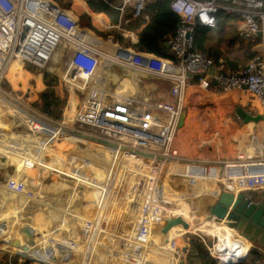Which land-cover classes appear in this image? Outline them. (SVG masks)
I'll return each instance as SVG.
<instances>
[{
    "label": "built area",
    "instance_id": "built-area-1",
    "mask_svg": "<svg viewBox=\"0 0 264 264\" xmlns=\"http://www.w3.org/2000/svg\"><path fill=\"white\" fill-rule=\"evenodd\" d=\"M149 2L122 0L119 9L123 12L130 5L131 17L146 22L150 18ZM171 8L179 16L176 31L168 39L173 58L134 49H130L128 57L118 52L115 57L93 44L90 31L81 27L78 19L55 0H0V97L16 108L14 114L21 125L45 132L38 146L41 151L35 150L33 155L16 142L9 147L19 150L26 166L33 167L39 163L50 139L68 129L109 145L114 155H122L128 164L118 184L106 183L109 187L113 185L110 192L101 189L92 217L83 220L84 241L71 239L72 245L59 255L60 264H164V261L179 264L181 252L174 238L164 245L152 240L153 231L167 213L154 189L162 171L216 180L222 192L244 193L248 205L264 199V130L261 137L255 132L250 134L249 151L241 149L229 156L222 154L226 147L220 146L208 147L199 155L184 154L177 142L185 120L186 92L192 80L203 89L250 90L264 111V56L253 57L243 68L229 69L217 64L208 52L196 49L194 39L197 24L214 27L216 15L225 11L240 16L242 39L251 40L261 33L264 43V0H171ZM60 44L70 52L63 85L69 97L72 83L78 98L83 94L74 121L78 126L73 128L65 118L59 121L43 112L35 104L38 98H29L36 94V86L29 95L22 85L21 89L14 88L7 76L17 58H26L30 66L39 63L40 54L49 58ZM104 54L109 62L171 80L174 99L117 95L96 77ZM63 85L57 93L61 96ZM47 87L54 89L57 84L53 82ZM79 123L102 128L107 133L85 130ZM5 185L16 195L21 208L37 197L22 178L9 176ZM254 192L262 194L258 201L250 195ZM119 209L124 214V223H120L117 215ZM199 237L210 246L205 236ZM255 248L263 251L264 245L258 242ZM211 251L217 260H224Z\"/></svg>",
    "mask_w": 264,
    "mask_h": 264
},
{
    "label": "rangeland",
    "instance_id": "rangeland-1",
    "mask_svg": "<svg viewBox=\"0 0 264 264\" xmlns=\"http://www.w3.org/2000/svg\"><path fill=\"white\" fill-rule=\"evenodd\" d=\"M105 32H108V31H105ZM90 34L97 38L101 37L100 39H104V41H107V42L109 41L110 43H113V45H117V46L122 45L120 44V42L116 41L114 38H110V36L106 34H103V35L97 34L100 37L96 36L95 34L91 32ZM93 39L94 38L91 37L90 41H94ZM95 45L99 46L97 44ZM69 58H70L69 50L65 48L64 44H60L52 52L49 58L45 59L44 63L42 64H38V62H34L30 64V66H28L26 62H23L20 70H18V74L15 75L17 76L16 79H14L13 77V81H12L13 87L21 89L19 88V86L22 85V89L27 94L31 95L32 94L31 92H33L32 90L33 87L38 86V85L41 87L42 80H43L44 86L39 91L45 90L46 88H49L47 86H50V85H47V82L44 78V74L48 73L49 74L48 79L52 80V84L53 82L57 84V88H54V90H57L58 92L61 88V85H63V79H62L63 75L62 74L63 72L67 70V66H68L67 64H68ZM108 58L109 57L106 54L103 55V57L101 58V63H100V68H99L101 71H104L106 73H107L106 69L110 67L112 63L114 62V61L109 62ZM27 69H30L31 73L24 72ZM116 69H119V68H116ZM127 69H131V68H127ZM106 73L98 75L97 76L98 79H101V80L104 79L105 81H107L106 82L107 87L110 88L111 86L112 89L116 91L118 86L121 85L120 80L116 82L113 79V76L108 75V74L106 75ZM41 77H42V80H41ZM154 79L158 80V78L156 77H154ZM76 84H79V82H77ZM30 87H32V89H30ZM70 88H71V92H70V97H69V91H67L63 85L64 93L62 97H64V94L67 95L66 102L62 106L61 115L56 114V116H52V117L58 119L59 121H62L63 118H65L66 120L65 112H67V114H70L69 118H71L70 122H68L69 126L73 127L74 125L75 127H77L78 124L76 123L74 124V121H75L76 113L78 110V104H79V101L82 100L83 94L80 93V96L78 98L77 94L73 90L74 83L71 84ZM132 90H133L134 96L139 97V98H144V97L146 98L147 96L151 97V95L157 93V90L153 89L151 86L149 87L145 86V83L143 82H139L138 84H132ZM39 91H36L35 92L36 94H34L33 96L32 95L29 96V98L30 99L39 98V93H38ZM71 96H73L74 98H73V101L70 103V101L68 100H70ZM253 99L255 98L253 97ZM200 100L202 102L204 101V104H205L207 101H212V97L205 94V92L203 91V88L201 87H190L188 95L186 96L184 106L185 105L186 107L189 106L190 102L191 103L193 102L192 104L196 105L198 102H201ZM37 101L38 99H36L35 104L39 106ZM194 102H197V103L194 104ZM226 103L228 104L227 107H224L223 109H221L220 112L217 114L218 119H219V124L217 123V127H216L217 133H220L222 135H229L231 136V138L235 137V134H238V137L240 140H245L246 138L249 137L248 134L249 133L251 134L253 132H257L258 136L260 135L261 137V135L263 134V130H264V127H263L264 117L263 118L261 117L262 109L260 106L256 104L255 105L252 104V106L250 107L248 104L247 107H242L243 104L237 101H233L232 102L233 104L231 102L230 103L226 102ZM204 104L201 103V106H200L201 108L195 106L194 109L195 110L197 109L199 111L201 109L210 110V108L205 107ZM2 106H4V108L2 112H0V152H1L0 153V167L2 166V168L4 167V169H2L3 170L2 172H0V192H1L0 193L1 194L0 195V205H1V201H3L4 199V196L8 193H11V191L7 190L6 185H5V182L7 181L8 177L13 176L18 179L20 178L16 174L18 170L15 171V169H16V166L18 165L16 161L20 160L21 156H19L16 151L14 152L12 150L13 148H10L9 146L12 144L13 146H15L14 142H16L17 144H20L22 147H25L27 146V144L25 143L24 138L27 135H34V137L37 135V133L35 134L30 133L35 130L29 129L27 126L21 125L17 121L16 115L14 114L15 109L8 108V107H5L6 105L0 104V107ZM246 110L247 112H245ZM248 110L252 111L250 113L254 114L256 117H259V119L257 120L249 119V116L246 114L248 113ZM219 116L220 118L222 116L223 119L225 118L228 119L229 121L228 126L227 124L222 125L220 123ZM248 121H253L255 125L253 127H250ZM81 127H83L85 130H88V129L93 130L85 126H81ZM18 135H21V136H18ZM79 137H82V139L81 138L77 139L78 142L75 143V146L70 149L67 148L66 151L63 153L62 158L64 159L61 158L59 161L61 160L62 161L59 164H57L54 170L53 171L49 170V172L47 174H44V177L41 179V187L39 189L41 190V192L43 193L46 192L47 194L51 196V198H49L46 204H42L38 202L37 200H34L30 202L25 208H24L25 205L23 206V208H21L19 204L20 201H18L15 198V200H12L9 202L10 204L7 203L6 207L3 206L2 208H0V222L1 221L3 222V220L5 219H7L5 221H8V223H6V228H4L7 230L4 232L3 235L9 237L10 240L14 241V243H18L16 242V241H19L20 239V234L18 233V230L21 229L23 225L26 223H28L32 227H36V231L34 233L35 238L38 239V243H35L36 249L43 248V246H45L44 242L48 239L51 240V239L56 238L54 241H51L53 243H57L61 239H66V238L69 243H71V239L77 242L80 241V243L84 241V238L82 239L83 234L81 232L83 223L79 222L78 218H76L75 216L65 213L64 207H66V204H68L70 199H72L73 201L77 200L76 192H74V194L69 193L77 185L76 183L77 181L78 183L80 182V184L76 187H80L82 184L86 183V181L88 180H94V184L98 186L96 182L97 177H94V176H96L97 170L99 168L100 169L102 168L103 170H105V172H107L109 169V161L104 159L105 156L98 155L99 152L97 153V151L95 150V146H96L95 143L90 141L88 137L83 136L81 134H79ZM39 144H40L39 142L35 144V148L33 149L34 153H35V150L37 151L40 148L38 147ZM228 144L230 145L229 142ZM14 150H17V149H14ZM51 154H53L52 151H45L42 153L41 159L44 162H49L52 158ZM111 155L112 154H110V157ZM9 164L11 165V167ZM81 164L85 165V167H83ZM86 164H88V167H86ZM123 165L125 166L126 164L123 163ZM69 167L73 169L70 170ZM75 168L76 169L81 168L82 169L81 171L83 172V174L90 176V178L83 179V177L80 176L81 171L80 172L74 171ZM14 172L16 175L13 174ZM31 172H32V175H34L33 180L35 184H37V181H39V179L35 178V174H37L38 172V165H34L33 167H31ZM118 172L120 173V169ZM26 177L27 175H25L22 179ZM77 179H79L80 181ZM121 179H123V176ZM116 180L117 179H115V182L116 184H118L119 181L118 180L116 181ZM203 181H206V180H203ZM26 183L28 186H30L31 181L29 179L28 180L26 179ZM210 185L212 186V188H214L212 183ZM33 187H35V185ZM111 187H113V185ZM33 190L36 192V194H38L37 193L38 188L33 189ZM92 191L93 190L91 189L89 190L85 189L82 200L86 201L88 199L89 201L90 200L89 195L91 194ZM185 192L187 195L190 194L189 193L190 191H188L187 188L185 189ZM214 195H216V188H215V193L212 194L211 196H214ZM250 195L255 200L258 201L262 194L258 192H254V193H251ZM202 200L208 204V208L206 209L203 207L202 210L206 214L210 215L212 211H214V207H215V204L212 206V197L206 196ZM202 200H199L196 197L195 198L188 197V202L193 203L195 208L191 204L193 207L192 209H195V210L199 208V202ZM194 202H197L198 204ZM53 203H55L54 205L59 207V210L55 208L53 209V207L50 206ZM7 207L9 208L8 211H6ZM94 207L95 206H89L88 208L79 207V208H75L73 212L74 214H76L75 210L77 209L80 215H84L87 218H89L94 213L93 212ZM2 212L7 213L8 215L7 216L6 214L2 215ZM60 214L66 218L65 222L63 221V219H61L62 216ZM228 214L229 213L226 212L224 215H221V217L227 218ZM16 218H17V221H15ZM50 220H51V223L50 225H48V221ZM36 223H38L39 225ZM200 235L205 236L206 238L205 240L209 245L214 243L215 239H217L214 235L207 234L205 232H199V231L197 233L187 232L184 235L179 236L178 239L174 237L175 240L177 239V243L179 244V248H180L179 251L181 252L179 264H196V262L198 264L199 263L198 258L203 259L205 261V264H211V262L214 260V258L212 257V253H211L212 248L210 249V246H207L206 243L201 242V239L199 237ZM168 239H171V238H168ZM12 250L14 253H12L11 251L7 249L0 248V264H26L27 261L29 262L28 264H44L38 261H31L28 259V257L17 254L16 252H20V251L16 249L15 247H13ZM47 263H51V262H47ZM164 264H170V263L168 261H164Z\"/></svg>",
    "mask_w": 264,
    "mask_h": 264
},
{
    "label": "crops",
    "instance_id": "crops-1",
    "mask_svg": "<svg viewBox=\"0 0 264 264\" xmlns=\"http://www.w3.org/2000/svg\"><path fill=\"white\" fill-rule=\"evenodd\" d=\"M105 1L108 2V0H105ZM153 1H155V0H150V2H153ZM111 2H112L111 5L115 8V10H117L119 12V18H118V21H116V22L112 21V18L105 12L93 11L89 5V0H72L70 5L63 6V7L67 8L78 19L81 27L87 28L91 33L95 34L96 36H98L97 34H99V35L106 34V35L110 36V38L115 39L116 34H120L122 37H124L126 40L125 44L123 43L122 45L117 46V45H113V43H110L109 41L107 42V41H104V39H100L101 38L100 36H98L100 38H97L93 35L90 36V38L91 37L94 38L93 39L94 41H91L93 44H97L100 47H102L107 55L110 54V55H114L116 57L119 47L134 49L133 45H135L139 42L138 32L143 28V26L147 23V21L143 22L142 19H133L131 17L132 9H131L130 5H128L125 8V10L123 12H121V10L119 9V6L122 5V0H112ZM84 14H88L90 16V22L93 25L94 29L87 26L86 23L82 24V16ZM240 24H241V18L239 16L237 21H236V25L234 22L235 32L230 33V28H229L230 26H227V28H226L227 30L224 31L225 33H223L224 35H222L223 38L219 35V33L215 32V34L212 36V44H216L221 49V52L224 56L227 55L230 57H234L236 55L241 54L242 53V47H243L242 43H244V45H245V43H246V45L247 44L251 45V48L254 52L253 57H255L257 55L264 56V43H263L262 36H260L258 34L257 36H255L251 40L242 39L240 37V34H239ZM105 31H108V32H105ZM232 38L237 39L236 43L233 45L230 43ZM259 46H262L261 50H258ZM212 57L215 59L214 56H212ZM222 60H223V57L220 58V63H217V64L223 65L221 63V62H223ZM215 61H216V59H215ZM99 68H100V66H99ZM127 70H129V69H127ZM127 70H126V74H131L132 77H134V79L138 78V83L143 82V83H145V86H148V87L151 86L153 89L157 90V93L151 95L150 98L157 99V100H165V101H171L174 99L173 96L171 95V92H170L171 87H172V83H173L171 80L151 75V74L146 73L142 70L131 69V70H129L130 72ZM65 72H63V74H62L63 76L65 75ZM103 73H106V72L98 69L96 77L98 75L103 74ZM107 74L110 75V73H108V72L106 73V75ZM111 76H113V79L116 82L118 80H120V82H122L123 79L128 81L127 84L122 82L121 85L118 86L117 90L115 91V93L117 95L134 96V93L132 90V84H135L136 80H134L135 81V83H134L132 77L131 78L122 77L120 74H117V73H113V74H111ZM154 77L158 78V80L154 79ZM14 79H15V77H14ZM41 80H42V77H41ZM98 80H100L101 83L106 85L107 81H105L104 79H102V80L98 79ZM190 82L191 83L187 88L186 96L188 95L190 87H198L195 85L193 80ZM42 83H43V80H42ZM43 86H44V83H43ZM119 88H123V93L121 92L122 94H120ZM110 89H112L111 86H110ZM55 91H56V93H58L57 90H55ZM203 91L205 92V94L212 97V101H207V103H205V104L203 103L204 106L209 107L210 110L201 109L200 110L201 112H200L199 110L194 109V107L197 106V104L193 105L192 104L193 102L189 103V106H187V108H188L187 110H188L189 114L191 115V118L188 117L186 119V117H185V120H184L185 122H187L189 119V124L188 125L186 124V125L180 127L179 135H178V146H179V148L182 149V150L180 149L181 152H183L184 154L199 155V154H202L203 151L208 149V147L210 148L211 146H212V148H216L218 146L226 147V149H224L222 151V154L224 156L234 155L238 150H241V149L248 151L249 150V142L248 141L250 139L249 137L246 138L245 140H240L238 137V134H235V137L231 138V136H229V135H222L220 133H217L216 127H217V123L219 124V119H218L217 114L220 112L221 109H223L224 107H227L228 104L226 102L232 103L233 101H237L239 103H242L243 104L242 107H247L248 104L251 107L252 104H254V105L256 104V105L260 106L262 111H263V108H262V105L260 104V102L257 100V98L253 94H251L249 91L243 90V89H226V90H224V92H221L219 90V88H210V89H203ZM147 97H149V96H147ZM253 97L255 99H253ZM73 98L74 97L71 96V98L69 100L70 103L73 101ZM0 100L2 101V102L0 101V104L6 105L8 108L15 109V111H16V108L13 107L10 103L5 101L1 97H0ZM195 103H197V102H194V104ZM185 107H186V105H185ZM3 108H4V106L0 107V112H2ZM202 110L204 112H202ZM246 112H247V110H246ZM250 112H252V111L248 110V113H250ZM65 113H66V121L70 122V120H69L70 114H67V112H65ZM255 114H257V113H255ZM207 115H208V117H207ZM209 115H210V117H209ZM252 115H254V114H252ZM185 116H186V114H185ZM211 117H212V119H211ZM207 118H209V120H211V122L206 123L205 119H207ZM219 118H220V116H219ZM220 123L222 125L227 124V126H228L229 121L227 118L223 119V117L221 116ZM249 126L253 127L254 125L249 124ZM61 131L57 132V135L59 134V135H61V137H67V138H71V136H69V134L74 133V132L69 131L68 129L64 130V132H61ZM30 133H32V134H35V133L43 134V132H36V131L30 132ZM255 133H257V132H255ZM248 135L250 136V133ZM18 136H21V135H18ZM36 136L34 137V135H27L25 138L23 137L25 140V143L27 144V146H25L24 148L28 149L30 151V154H32V155L34 154L33 149L35 148V144L38 142L41 143V141L43 142V137H38V136L36 137ZM80 138L82 139V137H80ZM76 142H78V140L75 141V143ZM228 142L230 143V145L228 144ZM10 144H11V142H10ZM95 145L96 146L99 145V146H102L104 148L106 154H102V153H98V152L97 153L100 156H102V155L105 156L104 159L109 161L108 171L105 172V170H103L102 168L101 169L99 168L97 170L96 176H94V177H99L97 179L99 185L100 186L103 185V182H104V188H106L107 187L106 182H110V183L115 182V179H117L118 181L121 180L123 173L125 171V167L128 165L127 160L122 155H117V156H116V154L114 155L113 150L109 146L107 147L106 145L96 144V143H95ZM12 150L14 152L16 151L17 154L19 156H21V152L19 150L18 151L14 150V149H12ZM39 150L41 151V149H39ZM45 151H52L49 148V142L46 145V147H44V149H43V152H45ZM110 154H112L111 157H110ZM51 155H52V158L49 162H43V163L39 162L37 164H34V165H38V172H37V174H35V178L39 179V181H37V184H35V182L33 180L34 175H32L31 167H28L25 164V158L21 156L22 160L20 159V160L16 161V163L18 164L16 166V169H15V171L18 170L16 173L17 176L20 178H23L25 175H27V177L24 178V180L26 181V179L27 180L29 179L31 181L30 186H28V185L27 186L29 188H33V189L38 188V191H37L38 194H37V197L35 198V200H37L38 202H40L42 204H46L47 201L49 200V198H51V196L49 194H47L46 192L43 193L39 189L41 187V179H42L43 171H44V169L55 166L62 161V160L59 161L62 158V154H56L53 152V154H51ZM28 158L30 159V157H28ZM62 159H64V158H62ZM123 163L126 165L124 166ZM81 165L83 167H85V165H83V164H81ZM10 167H11V165H10ZM86 167H88V164H86ZM0 168H1L0 172H2L3 171L2 169H4V167L2 168V166H1ZM118 168L120 169V173L118 172L119 171ZM69 169L71 170L73 168L69 167ZM81 170H82L81 168L80 169H76V168L74 169V171H79V172ZM80 173H81L80 176H82L83 179L84 178L85 179L90 178V176L83 174L82 171ZM98 173H99V175H98ZM13 174H15V172ZM113 175L115 178L113 177ZM194 180L195 181H193V178L184 177V176H180V175H176V174H170L169 170H167L165 172L162 171L157 178L156 185L154 186V189L157 190V194L162 199V200H160V202L163 203L167 209V205L170 204L169 202H172V203L174 202V200L169 198L168 194L169 195L172 193L174 194V192L177 194L178 193L177 190L186 194V192H185L186 188L188 191H190L192 187H194L198 190V189L204 188L203 187L204 184H206V183L211 184L212 183L214 188H216V192H218L217 197L213 198V196L209 195V194H212V192L211 193H205L201 190H199V191L205 194L201 199L195 195H192L193 194L192 190L189 192L190 194H188V195L186 194V196H187V199H188V197H190V198L196 197L199 200L204 199L206 196L207 197L210 196V197H212V206H213L216 203V200H218V197L220 196V190H221L220 183L217 181V186L219 188V190L217 191L216 180L212 181L209 179H200V178H196ZM203 180H206V181H203ZM189 182H191V183L189 184ZM181 184H182V186H181ZM34 185H35V187H33ZM85 185H86V183L82 184L81 186H85ZM81 186L77 187V188H81ZM162 189L165 191V194L163 193L164 191ZM160 191H163L162 194L161 193L159 194ZM9 194L10 193L6 194L5 196H7ZM71 194H73V193H71ZM71 198H73V197H71ZM71 200L72 199H70L68 204H66V207H64L65 208L64 212L67 214L75 216L76 218H78L79 222L83 223L84 218H87V217L84 215H80L78 213L79 212L78 210H75L76 214H74V212H73L74 207H73V202H72L73 200L72 201ZM3 201H4V199H3ZM3 201H1V203ZM189 201H190V199H189ZM202 202H203V200L199 202V208L198 209H200ZM194 203H197V202H194ZM191 204L193 205V203H191ZM56 207H57L56 209L59 210V207L58 206H56ZM193 207H194V205H193ZM6 211H8V208L6 209ZM3 214H6V216L8 215L5 212H2V215ZM122 214L123 213H121L120 209H119L117 215L120 218H124V214L123 215ZM174 214H176V213H173V212H171V210L167 209V213L165 214L164 220L166 218L174 215ZM61 216H62L61 219H63V221L65 222L66 218L63 215H61ZM91 217H92V215L90 216V218ZM124 219H122V220H124ZM5 220H7V219H5ZM5 220H3V222L2 221L0 222V242H1L0 248L1 249H7V250L11 251L12 253H14L12 248L15 247L16 249H18L21 252V250L24 247V244L22 243L21 238L19 239V241H16L18 243H14L13 240H10L9 237L4 236L2 234L4 228H6V223H8V221H5ZM48 223H51V220L48 221ZM219 224H220V222L218 221V222H211V223H208V224L203 225V226H197V227L189 228L187 230L173 229V230L169 231L168 238L176 237L178 239L179 236H182L187 232L197 233L198 231L214 235L217 238L219 235L217 230H218L219 226H221ZM161 226H162V223L152 233V240H154L157 244H160V243H159L158 239L155 237H156V233L161 229ZM22 228L18 230V233L20 234V236H21ZM228 229L230 230V232L236 234L239 238H241L248 245V250L245 253H241L237 256V258H238L237 262L240 263L241 261H243L248 256L250 251H252V250H254L253 252L256 255L262 256L264 258V250L262 251V250L256 249L255 247L257 244L255 242L245 239L241 235L234 232V230L231 228H228ZM221 238L226 240L225 235L222 236ZM177 239H176V241H177ZM217 240L218 239H215V242ZM164 244L165 243L160 244V245H164ZM70 245H71V243H69L68 240H66V242L64 244L56 247L55 249L47 251L45 254L39 255V254L35 253V254H28V255H29V257H31V256L34 257L35 259L39 258L40 260L51 262L52 264H60L59 255L62 252L66 251V247H69ZM210 246H211V244H210ZM216 247L219 250V252L216 254L219 255V257H221L220 252L226 248V245L224 242H218V243H216ZM20 252H16V253L20 254ZM212 257L214 258V260L212 261V264H215V261L217 262L219 259L217 260V257L213 253H212ZM221 262H222V264H224V260H222ZM196 264H197V262H196ZM198 264H200V261Z\"/></svg>",
    "mask_w": 264,
    "mask_h": 264
},
{
    "label": "trees",
    "instance_id": "trees-1",
    "mask_svg": "<svg viewBox=\"0 0 264 264\" xmlns=\"http://www.w3.org/2000/svg\"><path fill=\"white\" fill-rule=\"evenodd\" d=\"M62 6L70 5L72 0H55ZM112 0H89V5L91 9L95 12H105L111 18L112 21L116 22L119 18V12L111 5ZM148 14L150 16L147 23L143 28L138 32L139 42L133 45V48L137 51H144L149 53H154L160 57L173 58V53L170 47L166 46V42L171 35L176 31L179 16L171 8V0H155L148 4ZM238 15L235 13H226L225 11H220L216 15V25L214 27L205 26L202 24H197L194 33L195 47L196 49L207 51L211 56H214L216 63H220V58L223 57V62H221L226 68L229 69H239L243 68L246 63L251 60L254 56V52L250 44L242 43V53L234 57L224 56L221 52V49L216 45L212 44V36L215 32L223 38L222 35L225 33L227 26H230V33L235 32V25L238 19ZM90 28L94 29L93 25L90 22V16L84 14L82 16V24H85ZM235 22V25H234ZM115 40L121 44H125L126 40L120 34H116ZM237 41L236 38H232L230 43L233 45ZM20 70L21 65L17 66ZM22 70V69H21ZM131 70V69H129ZM26 73H31L30 69L25 70ZM33 74V73H32ZM17 76H15L16 79ZM49 74L45 73L44 78L47 82V85L52 84V80L48 79ZM34 88V87H33ZM43 88V83L41 87L38 85L34 90H41ZM32 89V87H30ZM67 95L64 94V97L56 93L54 89L46 88L39 92V98L37 103L40 106V109L47 113L50 116H56V114L61 115L62 106L66 102ZM204 100V99H203ZM202 102L197 103V107L200 108ZM207 103V102H206ZM187 110L188 108L184 106ZM202 112H204L202 110ZM188 117L191 118L187 110ZM208 117V115H207ZM71 118H69L70 120ZM206 123L211 122L209 118L205 119ZM218 237L216 243L224 242L226 248L220 252L221 257L226 260L237 261V256L241 253H245L248 250V245L236 234L230 232L226 226H219L218 228ZM226 236V240L221 238ZM202 239V243H203ZM206 251V250H205ZM254 250L250 251L248 256L241 261L239 264H264V258L262 256L256 255ZM229 254V257H227ZM199 259V258H198ZM200 264H205L203 259H199ZM29 262L27 261L26 264ZM212 264V262H211ZM215 264H222L221 261L215 262Z\"/></svg>",
    "mask_w": 264,
    "mask_h": 264
},
{
    "label": "bare ground",
    "instance_id": "bare-ground-1",
    "mask_svg": "<svg viewBox=\"0 0 264 264\" xmlns=\"http://www.w3.org/2000/svg\"><path fill=\"white\" fill-rule=\"evenodd\" d=\"M47 58H48V56L46 54H40V58H38V61H39L38 64L44 63L45 59H47ZM23 62H27V59L24 58V57H20V58H17L10 65L9 70H8V73H7V76L9 78V80L11 81V83L13 81V77H15V75L18 74V68H17V66L22 65ZM127 71H129V70H127ZM109 73H110V75L112 74L111 72H109ZM125 77L131 78L132 75L131 74H129V75L126 74ZM122 82L125 83V84H127L128 81H126V80L123 79ZM219 90L221 92H224V90H226V89L219 88ZM119 91H120V94H122L123 93V88H119ZM247 91H249L251 93L250 90H247ZM184 113L186 114L185 117L187 119L188 118V114H187V110L185 108H184ZM263 113L264 112L262 111L261 116H263ZM77 114H78V110H77L76 116H77ZM246 114L249 116V119H251V120H257V119H259V117H256V116H254V115H252L250 113H246ZM248 122H249L250 125H255V123L253 121H248ZM186 124L187 125L189 124V119H188L187 122L184 121L183 123H181V127L184 126V125H186ZM79 125L80 126H85L87 128H91V129L96 130V131H100V132L107 133L104 129L99 128V127L86 126V125H84L82 123H79ZM35 131L36 132H41V131L43 132V134H37L38 137H44L45 136V134H44L45 132L43 130H41V131L35 130ZM69 131L73 132V130H69ZM73 134L74 135L69 134V136H71V138L61 137V135H59V134L57 135L56 134L55 137H53V138L50 139V141H49V148L54 153H56V154H62L63 155V153L66 151V149L67 148H69V149L70 148H73L75 146V141H77V139L80 138L78 136L79 135L78 133L75 132ZM83 136H85V135H83ZM90 141H93L96 144L106 145V144H103L102 142H99L97 140H90ZM106 146L108 147L109 145H106ZM250 148H251V146L249 144V150H250ZM95 150L97 152H99V153L106 154V152H105V150H104V148L102 146H99V145L98 146H95ZM39 162L40 163H43L44 161L40 158L39 159ZM56 166L57 165H55L53 167H50V168L44 169L43 174H42V178L44 177V174H47L49 172V170L50 171L51 170L53 171ZM170 174H175V173L170 172ZM176 175H178V174H176ZM98 178L99 177H97L96 180ZM194 179H196V178H193V181H195ZM96 182H97L98 186L94 184V180H88V181H86V185L85 186H81V188H77L76 187V186H78L80 184V182L79 183H78V181L76 182L77 185L69 192V193H73V194H74V192L77 193V200L73 201V207H74V209L75 208H79V207L88 208L89 206H96L97 205L98 201L100 200V194L102 192L101 189L104 188V185H101L100 186L99 183H98V180ZM106 183H109V182H106ZM190 183L191 182H189V184ZM181 186H182V184H181ZM216 186H217V181H216ZM203 187L204 188L198 189V190L196 188L192 187L191 188V190L193 191V194L192 195H195V196H197V197H199L201 199L205 194L202 193V192H200L199 190H201V191H203L205 193H211V192H212V194L215 193V188H212V186L210 185V183L204 184ZM85 189H88V190L91 189V190H93L91 192V194L89 195L90 196V198H89L90 200L89 201H88V199L86 201L82 200V197L84 196V190ZM110 189H111V187H109V186H107L105 188V190L108 191V192H110ZM218 190H219V188L217 186V191ZM163 191H160L159 194L160 193L162 194ZM177 192H178L177 194L175 192H174V194L172 193L173 195L172 194H170V195L168 194L169 198H171L172 200H174V202L173 203L172 202H169L170 204L167 205V209L171 210V212L176 213V214H174V215L166 218L162 222L161 229L156 233V238L158 239V241H159L160 244H163V243H165V241L168 240V233H169L170 230H173V229L187 230L189 228H193V227H197V226H203V225H206V224L211 223V222H216V221H213L210 218H207V215H209V214H206L202 210L203 207L206 208V209L208 208V204L205 201H203L201 203L200 209H196L195 210V209H192L193 207H192L191 203L188 202V199H187L186 194L183 193V192H181V191H178V190H177ZM220 192H222V191H220ZM163 193L165 194V191ZM217 193L218 192H216V195L213 196V198L217 197V195H218ZM15 198H17L16 195L11 192L9 195H7V196L4 197V201L1 203L0 208H2L3 206L6 207L7 203L10 204L9 202L12 201V200H15ZM54 204L55 203L51 204L50 206L53 207V209L54 208L56 209L57 207ZM122 219H124V218H120V223H124V220H122ZM15 221H17V218L15 219ZM226 221H227L226 218L220 217V221H219L220 224L219 225H223V226H226L228 228H231V229L234 230V232H236L237 234L241 235L245 239H247L249 241H253L256 244H258V241L255 238L244 234L243 232L239 231L234 226L229 225ZM36 224H38V223H36ZM48 225H50V223H48ZM6 230L7 229H4L3 232H2V234H4V232ZM35 231H36V227L30 226L28 223H26V224L23 225L20 238L22 240V243L24 244V247L21 250L20 255L25 256V257H28L29 256L28 254H35V253L36 254H39V255L40 254H45L47 251L52 250V249H55L56 247L64 244L66 242V240H67V238L66 239H61L57 243H53L51 241H54L56 238L55 239H51V240L50 239H48V240L45 239L46 240L44 242L45 243V246H43V248L36 249L35 243H38V239H36L35 236H34ZM71 245H72V243H71ZM210 248H212L215 253H218L219 252L218 248L215 246V242L211 244Z\"/></svg>",
    "mask_w": 264,
    "mask_h": 264
},
{
    "label": "water",
    "instance_id": "water-1",
    "mask_svg": "<svg viewBox=\"0 0 264 264\" xmlns=\"http://www.w3.org/2000/svg\"><path fill=\"white\" fill-rule=\"evenodd\" d=\"M261 35V33H259ZM166 46L170 47V44L166 42ZM262 46L258 47V50H261ZM131 53V50L128 48L120 47L118 54L123 57H128ZM119 68V69H116ZM126 68L118 65L113 62L110 67L106 70L107 72L120 74L122 77L126 76ZM114 70V71H113ZM129 75V74H128ZM135 84H138V78ZM262 118L264 116H261ZM249 200L246 199L244 193H227L222 192L218 197L217 202L215 203L214 211L210 215H207V218L212 219L213 221H220L221 215L226 212L229 213L227 216V223L231 226H234L239 231L244 234L255 238L259 243L264 245V199L261 202H253L250 205ZM31 261H38L46 264L47 262L42 260H37L34 257H29ZM239 262L233 260H224V264H238Z\"/></svg>",
    "mask_w": 264,
    "mask_h": 264
}]
</instances>
